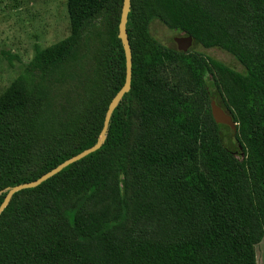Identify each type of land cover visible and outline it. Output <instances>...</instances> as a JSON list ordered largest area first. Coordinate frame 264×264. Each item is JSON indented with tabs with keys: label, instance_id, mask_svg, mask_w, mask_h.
<instances>
[{
	"label": "trees",
	"instance_id": "trees-1",
	"mask_svg": "<svg viewBox=\"0 0 264 264\" xmlns=\"http://www.w3.org/2000/svg\"><path fill=\"white\" fill-rule=\"evenodd\" d=\"M123 3L67 0L70 36L37 49L0 95V206L12 187L98 142L126 78ZM138 8L132 0V88L105 142L14 194L0 214V264H258L264 0H155L140 7L150 13ZM155 18L195 44L228 51L245 70L161 44L150 30ZM219 97L235 132L214 120Z\"/></svg>",
	"mask_w": 264,
	"mask_h": 264
},
{
	"label": "rangeland",
	"instance_id": "rangeland-1",
	"mask_svg": "<svg viewBox=\"0 0 264 264\" xmlns=\"http://www.w3.org/2000/svg\"><path fill=\"white\" fill-rule=\"evenodd\" d=\"M148 1L155 0H137V13H150L140 8ZM154 11L161 12V8L156 6ZM150 30L158 42L169 47H177L174 38L184 35L170 28L160 18L152 20ZM70 34L67 0H0V95L33 59L37 49L49 47ZM10 51L18 58L11 59L7 55ZM190 51L222 61L235 71L245 70L233 54L221 48H206L194 42ZM214 74L220 81L223 80L219 69L214 68ZM217 102L223 106L220 97ZM223 136L229 146L237 147L231 130L223 129ZM255 248L257 263L264 264V238Z\"/></svg>",
	"mask_w": 264,
	"mask_h": 264
},
{
	"label": "water",
	"instance_id": "water-1",
	"mask_svg": "<svg viewBox=\"0 0 264 264\" xmlns=\"http://www.w3.org/2000/svg\"><path fill=\"white\" fill-rule=\"evenodd\" d=\"M132 8V0H124L122 13H121V19L119 24V37L122 41L124 51H125V57H126V78L125 83L122 86V88L118 91V93L114 96L112 101L109 104L108 110L105 115V121L103 129L100 133V138L98 142L93 145L92 147L82 151L81 153L65 160L61 164H59L57 167L53 168L49 172L42 175L40 178H38L35 181L23 183L20 185H16L9 189V192L4 200V202L0 206V214L1 212L8 206L10 203L12 197L14 194L20 190L28 189V188H34L39 185H41L43 182L47 181L48 179L54 177L55 175L59 174L63 169H65L67 166L83 159L84 157L88 156L89 154L96 152L99 150L102 146V144L105 142L107 137V132L109 128V124L111 121V118L113 116V113L115 109L118 107V105L123 100L124 96L130 92L132 88V79H133V52H132V46L129 38L128 33V21H129V14L131 12ZM174 41L177 44V48L180 51L188 52L191 47L194 44V38L191 35H184V36H177L174 38ZM211 109L212 114L214 117V120L219 124H224L228 126L232 131L237 130V123L235 122L233 116L228 113L221 105L217 103L216 100H212L211 102Z\"/></svg>",
	"mask_w": 264,
	"mask_h": 264
},
{
	"label": "flooded vegetation",
	"instance_id": "flooded-vegetation-1",
	"mask_svg": "<svg viewBox=\"0 0 264 264\" xmlns=\"http://www.w3.org/2000/svg\"><path fill=\"white\" fill-rule=\"evenodd\" d=\"M182 36H184V35H182ZM211 48H216V47H211ZM218 103V102H217Z\"/></svg>",
	"mask_w": 264,
	"mask_h": 264
}]
</instances>
